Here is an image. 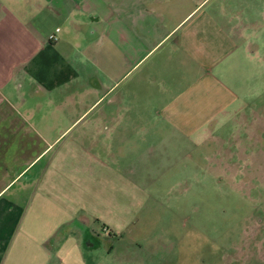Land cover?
I'll return each mask as SVG.
<instances>
[{"label":"crops","instance_id":"crops-1","mask_svg":"<svg viewBox=\"0 0 264 264\" xmlns=\"http://www.w3.org/2000/svg\"><path fill=\"white\" fill-rule=\"evenodd\" d=\"M164 1L0 0V264H104L143 203L124 172L210 122L186 84L264 29L263 1L222 20Z\"/></svg>","mask_w":264,"mask_h":264},{"label":"rangeland","instance_id":"rangeland-1","mask_svg":"<svg viewBox=\"0 0 264 264\" xmlns=\"http://www.w3.org/2000/svg\"><path fill=\"white\" fill-rule=\"evenodd\" d=\"M249 1L162 3L185 12L200 5V14L222 20ZM251 8V14L259 10ZM259 30L264 31L252 28V38L222 63L217 82L209 81L206 69L199 86L195 80L186 84L196 87V101L184 112L196 113V121L210 116V122L201 128L188 124V138L165 140L163 147L140 153L135 170L124 172L137 181L143 203L123 230L113 229L118 238L101 242V257L115 248L102 263L264 264V33L256 35Z\"/></svg>","mask_w":264,"mask_h":264},{"label":"built area","instance_id":"built-area-1","mask_svg":"<svg viewBox=\"0 0 264 264\" xmlns=\"http://www.w3.org/2000/svg\"><path fill=\"white\" fill-rule=\"evenodd\" d=\"M50 41H56V38L54 36H49Z\"/></svg>","mask_w":264,"mask_h":264},{"label":"water","instance_id":"water-1","mask_svg":"<svg viewBox=\"0 0 264 264\" xmlns=\"http://www.w3.org/2000/svg\"><path fill=\"white\" fill-rule=\"evenodd\" d=\"M90 21H93V19H89Z\"/></svg>","mask_w":264,"mask_h":264}]
</instances>
